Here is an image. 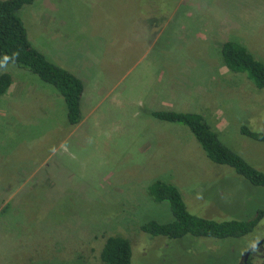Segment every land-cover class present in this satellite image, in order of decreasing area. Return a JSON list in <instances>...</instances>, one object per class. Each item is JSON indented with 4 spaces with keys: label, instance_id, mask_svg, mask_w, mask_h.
<instances>
[{
    "label": "rangeland",
    "instance_id": "374dc122",
    "mask_svg": "<svg viewBox=\"0 0 264 264\" xmlns=\"http://www.w3.org/2000/svg\"><path fill=\"white\" fill-rule=\"evenodd\" d=\"M30 43L84 85L70 127L62 96L9 63L0 97V264H102L108 236L129 240L131 264H264V217L239 239L168 240L139 230L172 220L147 187L174 185L191 214L217 221L264 210V189L211 162L184 125L149 111L196 112L264 172V90L222 64L236 41L264 64V0H34Z\"/></svg>",
    "mask_w": 264,
    "mask_h": 264
},
{
    "label": "trees",
    "instance_id": "16d2710c",
    "mask_svg": "<svg viewBox=\"0 0 264 264\" xmlns=\"http://www.w3.org/2000/svg\"><path fill=\"white\" fill-rule=\"evenodd\" d=\"M34 0H0V71L9 63L23 67L37 75L43 82L52 85L62 96L66 119L70 127L76 126L81 117L83 82L73 73L50 61L32 46L18 11ZM222 64L233 73H246L257 89L264 90V64L236 41L221 44ZM12 84L11 76L0 73V97L7 93ZM152 118L184 125L191 132L206 157L213 163L230 167L236 175L249 184L264 189V172L246 161L236 150L224 144L219 132L196 112H177L170 109L149 111ZM240 134L256 142H264V132L253 131L245 124ZM149 196L155 202H167L172 220L160 223L155 220L140 225L139 230L153 237L168 240L185 236L217 240L239 239L251 233L264 217V210L257 209L256 215L248 219L213 220L191 214L180 191L172 184L157 179L148 187ZM264 243V240L262 241ZM253 249L249 251L251 253ZM132 249L129 240L115 235L108 236L100 251L102 264H131ZM244 264H256L249 259Z\"/></svg>",
    "mask_w": 264,
    "mask_h": 264
},
{
    "label": "water",
    "instance_id": "95a60500",
    "mask_svg": "<svg viewBox=\"0 0 264 264\" xmlns=\"http://www.w3.org/2000/svg\"><path fill=\"white\" fill-rule=\"evenodd\" d=\"M248 255H249V252H247V253L245 254V257H244V263L246 262Z\"/></svg>",
    "mask_w": 264,
    "mask_h": 264
},
{
    "label": "crops",
    "instance_id": "0c3cea01",
    "mask_svg": "<svg viewBox=\"0 0 264 264\" xmlns=\"http://www.w3.org/2000/svg\"><path fill=\"white\" fill-rule=\"evenodd\" d=\"M10 88V87H9ZM83 97V96H82ZM82 102H84V100L82 99Z\"/></svg>",
    "mask_w": 264,
    "mask_h": 264
},
{
    "label": "flooded vegetation",
    "instance_id": "af4514ba",
    "mask_svg": "<svg viewBox=\"0 0 264 264\" xmlns=\"http://www.w3.org/2000/svg\"><path fill=\"white\" fill-rule=\"evenodd\" d=\"M249 251H250V249L247 252H249Z\"/></svg>",
    "mask_w": 264,
    "mask_h": 264
}]
</instances>
